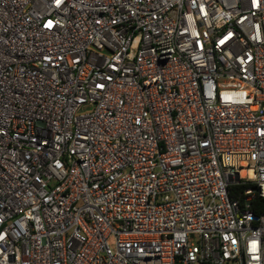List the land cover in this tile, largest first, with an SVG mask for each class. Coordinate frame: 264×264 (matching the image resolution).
<instances>
[{"label": "built area", "instance_id": "built-area-1", "mask_svg": "<svg viewBox=\"0 0 264 264\" xmlns=\"http://www.w3.org/2000/svg\"><path fill=\"white\" fill-rule=\"evenodd\" d=\"M256 198L264 0H0V264H264Z\"/></svg>", "mask_w": 264, "mask_h": 264}, {"label": "trees", "instance_id": "trees-1", "mask_svg": "<svg viewBox=\"0 0 264 264\" xmlns=\"http://www.w3.org/2000/svg\"><path fill=\"white\" fill-rule=\"evenodd\" d=\"M252 184L249 185H235L233 187L232 195L235 197L241 196L243 198V191L247 187H252ZM252 209L255 213H262L264 212V198H256L253 201Z\"/></svg>", "mask_w": 264, "mask_h": 264}, {"label": "rangeland", "instance_id": "rangeland-1", "mask_svg": "<svg viewBox=\"0 0 264 264\" xmlns=\"http://www.w3.org/2000/svg\"><path fill=\"white\" fill-rule=\"evenodd\" d=\"M92 49H94V48H92Z\"/></svg>", "mask_w": 264, "mask_h": 264}]
</instances>
